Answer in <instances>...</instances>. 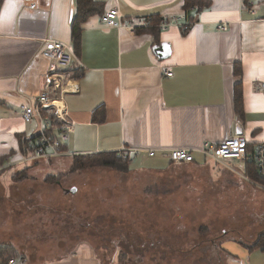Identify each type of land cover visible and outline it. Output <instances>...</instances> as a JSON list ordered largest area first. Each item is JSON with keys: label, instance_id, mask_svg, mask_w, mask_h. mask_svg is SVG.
Instances as JSON below:
<instances>
[{"label": "crops", "instance_id": "crops-1", "mask_svg": "<svg viewBox=\"0 0 264 264\" xmlns=\"http://www.w3.org/2000/svg\"><path fill=\"white\" fill-rule=\"evenodd\" d=\"M95 1L103 13L83 25L82 46L66 72L71 83L65 102L74 131L57 167L73 156L122 152L134 169L148 158L169 164L172 150L215 145L236 135L255 148L264 144L259 90L264 0H209V8L200 9L185 8V0ZM76 9V0H3L0 6V158L5 163L22 161L19 136L31 140L43 131L39 123L24 121L22 107L33 105L45 88L49 64L41 52L46 42L73 48ZM112 9L119 11V26L111 28L102 18ZM175 19L193 25L187 31L179 25L167 31L153 27ZM222 24L229 30L219 31ZM168 44L170 57L161 59L155 50ZM152 150L154 157L148 154ZM230 245L237 250L236 256L229 251L227 264H264L263 251ZM17 264L107 263L82 243L62 257L35 250Z\"/></svg>", "mask_w": 264, "mask_h": 264}, {"label": "rangeland", "instance_id": "rangeland-1", "mask_svg": "<svg viewBox=\"0 0 264 264\" xmlns=\"http://www.w3.org/2000/svg\"><path fill=\"white\" fill-rule=\"evenodd\" d=\"M118 156L139 170L71 172L74 156L58 167L59 158L6 160L0 243L20 257L35 250L62 257L88 243L107 264H227L229 251L236 256L232 242L251 247L264 235V184L243 163L174 165L148 158L134 169L128 154Z\"/></svg>", "mask_w": 264, "mask_h": 264}, {"label": "built area", "instance_id": "built-area-1", "mask_svg": "<svg viewBox=\"0 0 264 264\" xmlns=\"http://www.w3.org/2000/svg\"><path fill=\"white\" fill-rule=\"evenodd\" d=\"M118 19L119 11L112 9L103 16L102 24L111 28L117 27L119 26ZM175 25H179L184 31H187L193 23H181L179 19H175L173 22H164L159 28L161 31H167L169 27ZM218 30L226 32L229 29L227 25L222 24L218 25ZM41 56L49 64L45 88L33 105L22 107V117L27 124L39 123L43 131L40 138L31 146V154L24 155L21 163L45 161L66 155L65 143L74 131V122L69 119L65 95L71 83L66 72L74 59L77 58L76 53L67 43L49 40L46 42ZM172 75V73L167 74L168 77H172ZM259 90L264 93V84L260 85ZM51 117L57 119L62 125L57 135L47 134V130L51 128ZM148 154L154 157L156 152L152 150ZM196 154L217 164H227L229 161L241 162L244 165L254 163L257 171L264 178V144L258 145L254 152H250L249 143L242 135L228 137L215 145L206 142L201 148L175 149L169 153V159L175 163H193L196 160ZM7 264H17V260L11 259Z\"/></svg>", "mask_w": 264, "mask_h": 264}, {"label": "trees", "instance_id": "trees-1", "mask_svg": "<svg viewBox=\"0 0 264 264\" xmlns=\"http://www.w3.org/2000/svg\"><path fill=\"white\" fill-rule=\"evenodd\" d=\"M3 0H0V6L2 4ZM248 2V0H247ZM77 3V9H76V15L73 20L72 24V43H73V49L75 53L77 54L80 50L81 45V38H82V30H83V25L86 24V22L93 16L100 15L103 13L104 6L100 3H96L95 0H76ZM211 5V2L209 0H185V8H202V7H208ZM159 24L157 25L154 24L153 27H159ZM236 110L237 114L240 118L243 115V103L241 97L239 98L237 96V91H236ZM62 128V125L57 119L51 117V128L47 130V134H54V132H59L60 129ZM41 135L31 139V140H25L24 138L19 136V141H20V149L21 153L24 156H28L31 154L32 149L31 146L35 144V142L40 138ZM255 147L253 145H249V151L254 152ZM72 160V165H71V172L75 171H82L90 168H96V167H103V168H109L112 169L113 171L117 172H124V169L129 172H133L136 170L131 169V162L126 160V163L122 162L120 157L118 156L117 153H102V154H93V155H85V156H74ZM5 158H0V167L4 166L5 164ZM205 161H198L195 160L193 163H175L171 162V164L174 165H194V166H201L203 164H208L209 160L204 159ZM198 161V162H197ZM246 169L251 168L249 170V174L253 175L252 177L258 181L256 183H263L264 184V178L260 175L259 171H257V168L255 167L254 163L246 164L245 165ZM249 175V176H250ZM238 243L246 248L247 250H261L264 252V235H262L260 241L256 242L253 246L248 247L246 244H244L242 241H238ZM247 246V247H246ZM18 257V258H17ZM17 258V259H16ZM23 256H19L18 253L16 252L15 249L9 247H1L0 248V259L4 262L5 264L10 261L11 259H15L19 261L23 259Z\"/></svg>", "mask_w": 264, "mask_h": 264}, {"label": "water", "instance_id": "water-1", "mask_svg": "<svg viewBox=\"0 0 264 264\" xmlns=\"http://www.w3.org/2000/svg\"><path fill=\"white\" fill-rule=\"evenodd\" d=\"M170 46L169 44L168 45H163L161 46L158 50H155L156 54H158V56L161 58V59H166V58H169L170 56ZM76 190H73L72 193H75Z\"/></svg>", "mask_w": 264, "mask_h": 264}]
</instances>
